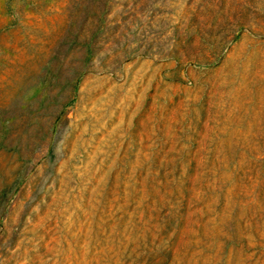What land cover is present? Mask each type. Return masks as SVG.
Masks as SVG:
<instances>
[{"label":"rangeland","instance_id":"rangeland-1","mask_svg":"<svg viewBox=\"0 0 264 264\" xmlns=\"http://www.w3.org/2000/svg\"><path fill=\"white\" fill-rule=\"evenodd\" d=\"M0 264H264V0H0Z\"/></svg>","mask_w":264,"mask_h":264},{"label":"trees","instance_id":"trees-1","mask_svg":"<svg viewBox=\"0 0 264 264\" xmlns=\"http://www.w3.org/2000/svg\"><path fill=\"white\" fill-rule=\"evenodd\" d=\"M103 13V12H102Z\"/></svg>","mask_w":264,"mask_h":264}]
</instances>
